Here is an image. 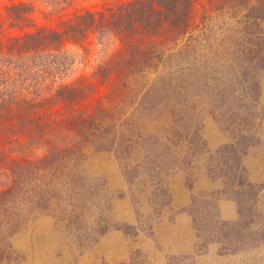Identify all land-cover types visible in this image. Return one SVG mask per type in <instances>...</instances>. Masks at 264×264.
<instances>
[{
	"label": "rangeland",
	"instance_id": "obj_1",
	"mask_svg": "<svg viewBox=\"0 0 264 264\" xmlns=\"http://www.w3.org/2000/svg\"><path fill=\"white\" fill-rule=\"evenodd\" d=\"M135 1L73 0L60 11L45 0H0L3 39L40 28L59 29L62 21L80 13L109 17ZM22 2L34 9L27 21L14 22L8 10ZM224 4L226 0H197L190 26L158 32V58L145 73L130 76L125 87L118 70L129 57L117 39L90 34L83 51L67 42V50L77 56L71 80L84 77L93 90L74 106L58 103L46 110L53 132L49 138L65 146L84 145L82 174L90 190L85 188L87 199L77 221L66 217L56 202L51 214L22 223L9 240L17 264H264V180H254L246 165L264 123V72L252 80L230 72L231 51L239 55L235 42L242 32L225 25L220 12L215 14L222 16H216L221 22L209 14ZM242 80H257L250 92H260L254 104L247 100V108L237 100L249 91ZM230 114L247 115L250 122L245 123L247 138L245 145H237L236 158L222 150L239 139L233 124L227 128ZM78 121L90 123L97 137L84 142L75 128ZM17 150L30 158L44 153L37 143ZM224 161L240 165L244 182L258 190L256 201L255 188L243 200L218 195L226 184L215 178L221 171L211 170L222 168ZM13 180L9 170L0 169V193ZM175 186L190 193L188 205L175 201ZM203 196L212 212L203 202L193 205L194 198ZM242 206L247 208L242 231L251 236L242 250L225 252L224 243L212 241L209 231L198 236V224L239 223ZM209 211L212 218L205 219Z\"/></svg>",
	"mask_w": 264,
	"mask_h": 264
},
{
	"label": "trees",
	"instance_id": "obj_2",
	"mask_svg": "<svg viewBox=\"0 0 264 264\" xmlns=\"http://www.w3.org/2000/svg\"><path fill=\"white\" fill-rule=\"evenodd\" d=\"M45 1L53 9L61 11L68 8L73 0ZM196 1L136 0L109 17L105 14L97 17L92 12L80 13L74 19L62 21L59 29L40 28L7 40L3 39L4 23L0 19V169L9 170L14 178L12 187L0 193V264H17L18 254L11 249L9 240L21 229L23 222L32 216L51 214L56 202L62 207L66 217L77 221L82 215L80 206L87 199L85 188L90 190L82 174L86 160L84 145L65 146L56 139L49 138L53 132L50 134L52 125L47 124L46 110L58 103L67 107L74 106L86 100L93 90V84L84 77L71 80L69 72L72 71L77 56L67 50V42L83 51L86 50L90 34L99 33L102 38L109 35L117 39L129 57L121 60V69L118 70V77L124 80L125 87L129 85L127 80L130 76L145 73L155 63L153 59L158 58L156 54L159 51L156 39L158 32L161 33L166 27L178 29L190 26L195 19ZM226 2L220 8L210 9L213 14H209L220 18L223 16L225 25L241 30V40L235 42L239 45L236 50L239 55H233L234 52L231 51L228 67L233 74H240L238 77L245 76L252 80L258 73L264 72V0ZM33 9L31 4L22 2L14 4L8 11L14 22H20L27 21ZM216 11L222 16L215 14ZM111 71L106 72L103 79ZM251 80H242L244 88L249 91L245 92L247 94L243 99H237L247 103L244 108L249 106L247 100L254 104L259 99V90L255 88V95L250 92L257 85V80L253 84ZM176 113L174 112L175 115ZM232 115L226 118L229 123L227 128L233 124L239 133V139L225 145L222 150L229 157L236 158L237 145H245L247 138L245 123L250 122L247 115L238 114L231 118ZM255 119L257 121L259 118ZM75 128L78 135L85 136L84 142L97 137V129L94 130L87 121L76 122ZM65 130L69 129L65 127ZM36 143L44 147L41 156L30 158L17 150ZM246 149L245 146V151ZM231 164L224 161L222 168L214 166L211 170L212 173L221 171L215 178L224 180L226 184L218 195L243 200L245 192L255 187L244 182L240 165ZM206 199L204 196L194 198L193 205L203 202V207L207 205L211 211L210 200ZM253 199H258L256 188ZM246 210L244 206L240 208V222L233 226L218 221L198 224V236L203 237L209 231L212 241L224 243L225 252L236 253L242 250V244L251 238L242 231ZM210 211L205 219L212 218ZM105 231L106 228L102 234Z\"/></svg>",
	"mask_w": 264,
	"mask_h": 264
},
{
	"label": "crops",
	"instance_id": "obj_3",
	"mask_svg": "<svg viewBox=\"0 0 264 264\" xmlns=\"http://www.w3.org/2000/svg\"><path fill=\"white\" fill-rule=\"evenodd\" d=\"M259 138V144L254 146V149L248 154L246 159V165L251 171L254 180H264V123L261 126ZM175 187V201L180 204L188 205L190 203V193L183 188L178 186Z\"/></svg>",
	"mask_w": 264,
	"mask_h": 264
}]
</instances>
